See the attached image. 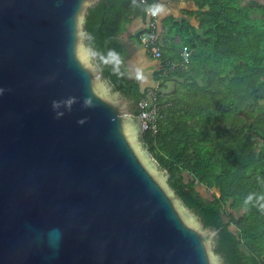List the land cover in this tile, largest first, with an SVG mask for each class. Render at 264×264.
<instances>
[{"label": "water", "instance_id": "water-1", "mask_svg": "<svg viewBox=\"0 0 264 264\" xmlns=\"http://www.w3.org/2000/svg\"><path fill=\"white\" fill-rule=\"evenodd\" d=\"M98 1L0 0V264H223L93 60Z\"/></svg>", "mask_w": 264, "mask_h": 264}, {"label": "trees", "instance_id": "trees-1", "mask_svg": "<svg viewBox=\"0 0 264 264\" xmlns=\"http://www.w3.org/2000/svg\"><path fill=\"white\" fill-rule=\"evenodd\" d=\"M164 1L100 0L87 12L96 65L137 106L149 101L148 89L131 76L122 34L141 19L132 37L142 44L149 11ZM190 1L195 7L184 14L196 25L173 13L159 24L158 16L161 115L157 132L140 137L183 203L217 232L214 251L223 264H264V0ZM172 80L174 90L165 93Z\"/></svg>", "mask_w": 264, "mask_h": 264}, {"label": "crops", "instance_id": "crops-1", "mask_svg": "<svg viewBox=\"0 0 264 264\" xmlns=\"http://www.w3.org/2000/svg\"><path fill=\"white\" fill-rule=\"evenodd\" d=\"M194 7V3L190 0H165L164 8L162 10L156 9L159 11V24L164 17L173 13L179 18L184 17L192 24L196 25L197 22L195 18L188 17L184 14L185 10ZM143 25L141 19L134 20L124 33V39L126 41L124 43L126 46V61L131 68V76L137 78L140 81L142 89L146 88L149 92L150 90L158 89L160 85V81L156 80V73L161 69L162 65L159 59L152 58L148 54L145 46L138 42L144 49L139 48L136 44L137 41L132 37L134 32L143 28ZM175 85L176 81L172 80L168 82L165 88H163L164 92H172Z\"/></svg>", "mask_w": 264, "mask_h": 264}, {"label": "built area", "instance_id": "built-area-1", "mask_svg": "<svg viewBox=\"0 0 264 264\" xmlns=\"http://www.w3.org/2000/svg\"><path fill=\"white\" fill-rule=\"evenodd\" d=\"M158 16L157 10L149 11V20L146 30L140 34V41L145 46L147 52L154 58H160L162 55V47L158 40ZM190 55V49L185 46L183 49V62H187ZM149 101L143 99L139 101V112L136 114L141 120L142 132L145 130H151L157 132V119L161 115V107L157 102V96L155 90L148 92Z\"/></svg>", "mask_w": 264, "mask_h": 264}, {"label": "rangeland", "instance_id": "rangeland-1", "mask_svg": "<svg viewBox=\"0 0 264 264\" xmlns=\"http://www.w3.org/2000/svg\"><path fill=\"white\" fill-rule=\"evenodd\" d=\"M177 11V10H176ZM159 12V11H158ZM180 19V18H179ZM126 32V31H125ZM122 38H123V40H124V42H126L125 41V39H124V34H122ZM138 46H139V48H143L138 42L136 43ZM86 45L87 46H89L88 44H87V42H86ZM90 47V46H89ZM144 49V48H143ZM144 52H145V50H144ZM93 60H94V57H93ZM95 62V61H94ZM105 79V78H104ZM105 81L107 82V86L109 87V90L116 96V97H121V96H124L120 91H117V90H115L114 89V87H113V85L109 82V80H107V79H105ZM156 90V89H155ZM126 97V96H125ZM139 138H140V140L142 141V139H141V137L139 136ZM143 142V141H142ZM143 145H144V147H146L145 146V144H144V142H143ZM142 145V146H143ZM159 168V167H158ZM160 169V168H159ZM199 190L204 194V195H206V196H211L212 195V192L213 191H210V190H208L207 188H205V187H201V186H199ZM174 193H176L175 191H174ZM177 194V193H176ZM183 203V202H182ZM184 204V203H183ZM184 206H186L185 204H184ZM186 208L188 209V210H190L187 206H186Z\"/></svg>", "mask_w": 264, "mask_h": 264}, {"label": "flooded vegetation", "instance_id": "flooded-vegetation-1", "mask_svg": "<svg viewBox=\"0 0 264 264\" xmlns=\"http://www.w3.org/2000/svg\"><path fill=\"white\" fill-rule=\"evenodd\" d=\"M130 102H131L130 104L132 105L133 111H135L137 109L136 102L134 100H132V99H130ZM140 136H141V133H140Z\"/></svg>", "mask_w": 264, "mask_h": 264}, {"label": "clouds", "instance_id": "clouds-1", "mask_svg": "<svg viewBox=\"0 0 264 264\" xmlns=\"http://www.w3.org/2000/svg\"><path fill=\"white\" fill-rule=\"evenodd\" d=\"M162 47V46H161ZM156 59H159V58H156ZM137 108H138V106H137ZM134 112V116H136V114H135V111H133Z\"/></svg>", "mask_w": 264, "mask_h": 264}]
</instances>
